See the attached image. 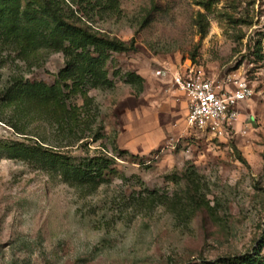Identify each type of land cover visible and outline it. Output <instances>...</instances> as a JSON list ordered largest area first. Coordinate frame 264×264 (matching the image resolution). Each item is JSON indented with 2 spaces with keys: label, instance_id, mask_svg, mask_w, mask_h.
<instances>
[{
  "label": "rangeland",
  "instance_id": "obj_1",
  "mask_svg": "<svg viewBox=\"0 0 264 264\" xmlns=\"http://www.w3.org/2000/svg\"><path fill=\"white\" fill-rule=\"evenodd\" d=\"M60 4L72 22L129 49L111 53L112 84L39 99L8 93L54 84L64 49L0 42V143L10 147L0 148V264L264 255V0ZM185 67L252 83L235 132L188 125L187 98L167 71L158 74ZM131 72L142 86L128 81ZM61 156L113 164L101 181L83 183L63 172Z\"/></svg>",
  "mask_w": 264,
  "mask_h": 264
},
{
  "label": "trees",
  "instance_id": "obj_2",
  "mask_svg": "<svg viewBox=\"0 0 264 264\" xmlns=\"http://www.w3.org/2000/svg\"><path fill=\"white\" fill-rule=\"evenodd\" d=\"M62 1L37 0V2L29 1L24 5L22 0H0L1 44H10L11 41L16 42L20 39L19 37H22L31 41L36 48H62L68 59L67 66L60 71L59 79L54 84L49 86L40 82L16 85L9 91V96H19L22 93V95H32L39 99L56 96L64 98V87L78 89L86 83L98 86L112 84L108 78L106 65L113 51H127L128 45L117 38L99 36L72 22L69 14L60 4ZM69 80L72 82L71 85L68 84ZM128 81L142 86L144 80L131 72L128 74ZM4 147L0 143V148ZM59 162L66 175L83 183L101 181L104 171L111 168L113 164V160L104 156L83 159L78 163L61 156ZM194 264H264V255L258 250L253 254L220 258L214 261L203 260L201 263Z\"/></svg>",
  "mask_w": 264,
  "mask_h": 264
},
{
  "label": "built area",
  "instance_id": "obj_3",
  "mask_svg": "<svg viewBox=\"0 0 264 264\" xmlns=\"http://www.w3.org/2000/svg\"><path fill=\"white\" fill-rule=\"evenodd\" d=\"M170 75L172 83L188 101L187 123L191 128L208 130L217 136L235 132L243 103L253 98L255 88L246 78L226 77L218 81L201 69L185 67L158 70Z\"/></svg>",
  "mask_w": 264,
  "mask_h": 264
}]
</instances>
